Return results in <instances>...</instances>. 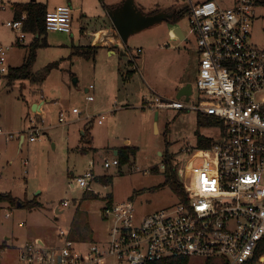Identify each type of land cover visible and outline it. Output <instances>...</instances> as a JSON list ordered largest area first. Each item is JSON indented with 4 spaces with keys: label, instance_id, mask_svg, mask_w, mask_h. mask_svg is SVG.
<instances>
[{
    "label": "rangeland",
    "instance_id": "obj_1",
    "mask_svg": "<svg viewBox=\"0 0 264 264\" xmlns=\"http://www.w3.org/2000/svg\"><path fill=\"white\" fill-rule=\"evenodd\" d=\"M31 1L0 0V6H5L0 9V42L11 46L8 65L13 68L24 63L35 36L26 33L25 43L17 44V32L6 23L15 20V3ZM37 1L46 5L49 0ZM123 1L70 0L67 5L73 9L72 34L44 33L40 40L42 43L45 40L48 46L37 51L33 72L43 73L53 63L57 67L40 82L24 80L10 86L6 78L0 81V128L4 133L21 138L31 117L44 120V134L34 143L25 139L21 148L19 140L9 141L0 136V195L11 194L16 200L14 205L0 203V238H11L14 245L5 253L4 264L16 263V248L32 235L52 244L57 242L61 230L71 228L78 248L86 249L89 242L105 243L109 223L103 219V211L111 204L131 201L139 216L177 205L180 199L166 184L167 175L161 164L167 158L183 164L186 157L181 150L199 146V136L222 139V130L200 122L196 111L156 109L152 104L156 98L173 101L181 90L176 95L173 89L181 77L194 88L190 100L184 103L199 102L196 88L199 56L188 16L178 22L187 37L184 42L170 39L166 22H162L131 36L127 46L122 43L123 47L114 46L117 53L110 56L108 31L112 24L108 12ZM229 1L224 4L229 5ZM258 2L251 37L264 53V0ZM135 3L145 13L189 7L186 0H135ZM105 40L108 46H102ZM92 47L97 49L94 57L72 55ZM140 49L142 53L138 52ZM119 68L124 74L132 69L131 75L136 73L134 79L117 78ZM90 85L95 87L94 102L87 101L86 90ZM164 93H171L174 98H165ZM42 101L44 114L38 115L33 106ZM126 104L129 107L124 108ZM74 108L80 114L74 115ZM62 113L63 124L59 120ZM102 115L106 120L100 125L97 120ZM122 148H133L136 154L126 165L105 169V163L114 161L116 152ZM86 171L108 181L94 183L96 194L70 186L72 178ZM64 200L73 203L56 215L53 208ZM76 201L81 204L76 205ZM32 202L39 206L33 210L19 206ZM8 212L12 214L10 219L5 217ZM22 222L25 226L20 225ZM220 262L191 258L189 264Z\"/></svg>",
    "mask_w": 264,
    "mask_h": 264
},
{
    "label": "built area",
    "instance_id": "obj_2",
    "mask_svg": "<svg viewBox=\"0 0 264 264\" xmlns=\"http://www.w3.org/2000/svg\"><path fill=\"white\" fill-rule=\"evenodd\" d=\"M186 1L199 56V102L187 105L181 100L156 98L152 104L156 109L192 110L211 116L221 123L222 139H210L213 145L206 149H182L183 164L171 158L184 187V200L145 216L137 214L131 201L112 204L103 211V219L109 223L105 243L89 242L81 249L72 239L71 228L61 230L56 243L49 244L42 237L27 240L18 248V264H151L170 258L264 264V53L251 37L258 0H230L229 5L224 4L226 0ZM26 19L24 14L20 20L6 23L17 32V44L27 39ZM45 25L47 32L72 34V7L62 5L49 11ZM10 49L0 42V81L10 72ZM94 88L87 89L88 102L95 100ZM72 113L80 114L76 108ZM59 120L65 123L63 113ZM105 120L102 115L98 123ZM43 124V119L31 117L22 137L36 142L44 134ZM1 135L20 139L0 128ZM112 166H120V160L105 163V169ZM166 167L163 162L161 168ZM98 180L93 171H86L74 177L70 186L96 193L93 185ZM72 203L64 200L53 212L59 215ZM5 217L10 219L12 214ZM11 242L0 238V264L14 248Z\"/></svg>",
    "mask_w": 264,
    "mask_h": 264
},
{
    "label": "trees",
    "instance_id": "obj_3",
    "mask_svg": "<svg viewBox=\"0 0 264 264\" xmlns=\"http://www.w3.org/2000/svg\"><path fill=\"white\" fill-rule=\"evenodd\" d=\"M259 3V2H258ZM258 5V4H257ZM14 9V19L20 20L24 14L27 15V19L24 22V31L26 33L33 34L35 37L32 43L29 46V51L25 58L24 63L20 67L10 68V72L7 75L6 79L10 86L16 84L18 81H33L40 82L46 78V75L55 67H57V63H53L48 65L45 68V71L42 72H33V67L37 59V51L41 47L48 46L46 41L42 43L40 38L44 33H47L45 19L46 14L49 12L47 5L40 3H28V4H15L13 6ZM111 9V8H110ZM162 11H154L149 13L148 15H155ZM170 14V20L168 21L171 24H177L180 22L185 15H187V8L181 11H174L173 9L166 10ZM96 48H90L89 51H78L72 53V55L84 56L87 58L94 57L96 54ZM71 55V56H72ZM201 120V121H200ZM199 121H205V123H209L215 126H221V123L216 121L211 116H206L200 114ZM223 129V126H222ZM198 145L200 148H209L213 145V140L208 138L199 136L198 137ZM136 154L135 149L122 148L118 150V159L120 160V166L126 165L130 162L131 157ZM166 184H169L174 193L181 199L182 201L185 198V191L183 185L179 182L177 177V167H174L172 162L167 158L166 159ZM100 182L106 184L108 181L106 179L101 178ZM10 202L13 205L16 203L15 198L11 194H1L0 195V203ZM22 207L28 208L29 210H33L38 207L39 204L36 202H32L29 204H21ZM87 225L86 228H88ZM189 258H170L163 259L160 261L153 262L151 264H189ZM250 264V263H249Z\"/></svg>",
    "mask_w": 264,
    "mask_h": 264
},
{
    "label": "water",
    "instance_id": "obj_4",
    "mask_svg": "<svg viewBox=\"0 0 264 264\" xmlns=\"http://www.w3.org/2000/svg\"><path fill=\"white\" fill-rule=\"evenodd\" d=\"M36 0H33L35 2ZM109 17L117 31V34L121 38L124 45H128L131 36L140 33L146 29H149L159 23L168 22L170 20V14L168 12H160L155 15L145 14L136 5L135 0H125L122 4L115 8L109 9ZM176 34L181 40H184V33L182 28H177ZM77 84V80H74ZM193 94V87L191 84L183 86L178 93L177 98L181 99L186 97L189 100ZM42 105L34 104L33 112L40 113ZM24 138V137H22ZM21 206V204H19Z\"/></svg>",
    "mask_w": 264,
    "mask_h": 264
},
{
    "label": "crops",
    "instance_id": "obj_5",
    "mask_svg": "<svg viewBox=\"0 0 264 264\" xmlns=\"http://www.w3.org/2000/svg\"><path fill=\"white\" fill-rule=\"evenodd\" d=\"M51 1V2H50ZM36 3H39V1H35ZM68 2H70V0H49L48 1V3L46 4L47 5V7H48V10L49 11H51V10H53V9H55V8H57L58 6H62V5H67L68 4ZM124 2V1H123ZM122 2V3H123ZM29 3H34L33 2V0L31 1V2H29ZM121 3V4H122ZM15 4H28V3H15ZM14 4V5H15ZM40 4H42V3H40ZM13 5V6H14ZM120 5V4H119ZM119 5H115V6H113L112 8H115V7H117V6H119ZM13 12H14V9H13ZM144 12V11H143ZM153 12V11H152ZM145 13V12H144ZM149 13H151V12H149ZM149 13H145V14H149ZM111 24H112V27H111V30L110 31H108V32H110V38H109V44H110V47L111 48H109V51H108V54L111 56V55H114V54H116L117 53V51H115V49L116 48H113L114 46H121V47H123L122 46V41H121V38L120 37H118L119 35L117 34V31H116V29H115V27H114V25H113V23H112V21H111ZM166 27L168 28V30H169V33H170V39H172V40H180V41H182V42H184L186 39H187V37L185 36V34H184V40H181L179 37H178V35L176 34V31H177V28H179V26H178V23L177 24H171V23H169V22H166ZM181 28V27H180ZM183 31V30H182ZM107 32V31H106ZM184 33V32H183ZM118 35V36H117ZM122 43V44H121ZM124 45V44H123ZM102 46H108V42H107V40H105L103 43H102ZM126 46V45H125ZM197 49V48H196ZM122 50H123V48H122ZM198 53V52H197ZM122 55H124V56H126V54H124V53H122ZM26 58V57H25ZM25 61V60H24ZM10 68H13V67H10ZM133 71H132V69L131 70H128L127 71V73L126 74H124V72L119 68V71L117 72V78H120V76L122 77V78H130V77H132L133 79H134V77H135V75H136V73H135V75H131V73H132ZM134 74V73H133ZM197 76H198V72H197ZM188 84V81L185 79V78H183V77H181L180 79H179V81H178V83H177V85L173 88V89H175V93H176V95H177V93H178V91L183 87V86H186ZM95 89V88H94ZM173 89H171V90H173ZM93 91V90H92ZM152 91L154 92V93H156V94H158L157 92H155L153 89H152ZM86 92H87V90H86ZM91 94H92V92H91ZM164 94H167V93H164ZM161 95H163V94H161ZM166 97L165 98H170V99H173L174 97L172 96V94L171 93H169V94H167V95H165ZM178 96V95H177ZM177 96H176V98H174V100H181V101H189L190 100V98H191V96H190V98H189V100H187V98L186 97H184V98H181V99H178L177 98ZM161 98H163V97H161ZM165 100V99H164ZM95 101V100H94ZM93 101V102H94ZM36 104H40V105H42V108H41V112L40 113H38V115H42V114H44V110H43V106H44V104H45V102L44 101H42V102H37ZM124 108H127V107H129V104H126L125 106H123ZM75 109V108H74ZM98 119H99V117H98ZM97 122H98V120H97ZM104 124V123H103ZM103 124H101V125H103ZM86 133H85V131L83 130V135H85ZM25 139H27V137L26 138H20L19 139V148H21L22 146H23V144H24V142H25ZM8 140V139H7ZM18 140V139H17ZM9 141H11V140H9ZM29 141V140H28ZM29 143H31L30 141H29ZM34 143V142H33ZM127 144H129V142H126ZM115 156L118 158V152H116V154H115ZM100 179V178H99ZM72 180H73V178H72ZM98 182H100V180H98ZM89 193H92V192H89ZM93 194H96V193H93ZM115 204V203H114ZM112 205V204H111ZM111 205H109V206H111ZM108 206V207H109ZM20 207H22V205L20 206ZM105 210V209H104ZM61 214V213H60ZM33 236L34 235H32V236H30V238L32 239L33 238ZM30 238H28L27 240H30ZM34 238H36L35 236H34ZM9 239H11V238H9ZM26 240V241H27ZM25 241V242H26ZM12 242H13V240H12ZM14 246V245H13ZM16 249H18V248H16ZM4 262H5V260H4ZM9 264H18V260L16 261V263H15V261H14V263H11V261H10V263Z\"/></svg>",
    "mask_w": 264,
    "mask_h": 264
},
{
    "label": "flooded vegetation",
    "instance_id": "obj_6",
    "mask_svg": "<svg viewBox=\"0 0 264 264\" xmlns=\"http://www.w3.org/2000/svg\"><path fill=\"white\" fill-rule=\"evenodd\" d=\"M196 79H197V76H196ZM191 85H192V87H193V84L192 83H190ZM194 89V88H193ZM194 91V90H193Z\"/></svg>",
    "mask_w": 264,
    "mask_h": 264
}]
</instances>
